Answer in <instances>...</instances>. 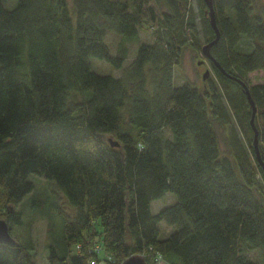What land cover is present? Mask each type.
<instances>
[{
    "label": "trees",
    "instance_id": "trees-1",
    "mask_svg": "<svg viewBox=\"0 0 264 264\" xmlns=\"http://www.w3.org/2000/svg\"><path fill=\"white\" fill-rule=\"evenodd\" d=\"M130 1L18 0L7 9L0 0V217L19 222L15 204L33 188L32 172L76 208L65 216L66 251L51 246L49 264H121L132 253L148 264H264V171L245 93L264 146V78L246 79L264 73V9L213 0L219 38L210 54L224 72L208 59L221 90L212 82L201 90L174 86L173 74L186 45L202 52L215 38L204 1L201 48L188 0ZM147 21L158 24L154 41L139 42ZM108 32L139 42L125 67L128 50L112 53ZM242 38L250 50L238 49ZM91 57L120 75L94 72ZM231 116L232 156L213 124ZM167 191L175 200L152 211ZM161 221L176 229L161 237ZM0 264L37 262L16 240L0 241Z\"/></svg>",
    "mask_w": 264,
    "mask_h": 264
},
{
    "label": "rangeland",
    "instance_id": "rangeland-1",
    "mask_svg": "<svg viewBox=\"0 0 264 264\" xmlns=\"http://www.w3.org/2000/svg\"><path fill=\"white\" fill-rule=\"evenodd\" d=\"M4 7L7 9H13L18 0H1ZM131 3L130 0H122ZM189 1V12L194 18L197 38L200 48L204 44V38L202 36V15H204L203 8L198 0ZM69 6H72V0H67ZM254 11L260 13L264 9V0H253ZM164 9V8H163ZM160 13L159 8H157ZM158 27L156 22L147 21L143 27L140 28L139 42H153L155 36V30ZM106 43L112 53H121L122 48L125 47L127 52V58L123 63L125 67L136 55V49L139 42L124 41L122 38L112 32H108L106 36ZM191 42H195L193 38H190ZM195 43H198L197 41ZM253 44L250 41L241 39L238 49L241 51H248L252 48ZM91 68L94 72L103 75H120L121 69L115 68L111 63L97 58L91 57ZM198 62H200L198 64ZM205 64V67L201 65ZM205 69L210 70V75L207 79L202 78V74ZM264 78V73L253 72L246 77L250 82H260ZM184 82H189L193 86L204 89L206 84L212 82L218 90H221L220 85L213 73V69L208 59L203 56L202 52L193 44L185 46L182 52V58L179 65L174 68L173 85L179 86ZM214 128L220 145L221 153L232 156L228 146V138L231 136V129L237 126L235 118L231 116V122L224 124L223 122L214 120ZM111 139H116L110 136ZM260 146L264 149L262 142H259ZM253 158L254 155L250 153ZM255 159V158H254ZM28 178L33 181V188L27 192L16 204L15 209L19 211L20 220L15 222L8 219L10 233L19 242L29 247L34 254V258L37 264H49L48 254L50 247L53 246L58 253L66 251V241L64 237L65 216L73 218L76 213V208L68 201L62 191L57 188H53L49 179L43 175L36 173H29ZM175 200V196L172 192L167 191L160 197L151 200L152 211H157L161 207L172 203ZM6 217V216H4ZM3 217V218H4ZM160 236L164 237L176 229L175 225H169L164 221L159 222ZM72 252L78 251V246L73 245L71 247ZM248 254L252 257H257L255 250H248ZM109 264H120V262L110 259ZM103 264V261H101ZM151 264H168L164 259L157 258Z\"/></svg>",
    "mask_w": 264,
    "mask_h": 264
},
{
    "label": "water",
    "instance_id": "water-1",
    "mask_svg": "<svg viewBox=\"0 0 264 264\" xmlns=\"http://www.w3.org/2000/svg\"><path fill=\"white\" fill-rule=\"evenodd\" d=\"M203 1H204L205 5L207 6L206 12L209 15L210 24H211V26L213 27V29L215 31V38L212 41H210V42H208V43H206V44H204L202 46V48H201L202 54L207 59L212 60L213 63L218 68H220L221 71H223L221 69V67L219 66V64L212 59V56L210 54L211 45H213L215 42H217V40L219 38V31H218L217 26H216L215 15H214V10H213V0H203ZM199 63L200 62H198V64ZM209 75H210V70L209 69H205V71L202 74V78L203 79H207L209 77ZM231 77H232V79L238 81L239 83L241 82L238 78L233 77V76H231ZM245 93H246V97H247L248 102L250 103L251 109H252V116L250 118V123H251V126H252L253 130H254V136H253L252 143H253V146H254L256 158H257L259 164L261 165V167L263 168V171H264V155H263L262 151L259 148L258 130L255 127L254 119H253L256 108H255V104H254V102H253V100H252V98H251V96L249 94V91L247 89L245 90ZM109 140H110L112 145H117L118 144V141L111 139V137H109ZM14 211H15V209H14L13 206L8 207V212L9 213L13 214ZM0 241L6 242V243H10V244L16 242V239L11 235V233L9 231L8 221L5 218H3V217H0ZM121 264H148V263H147V261L145 259V256L143 254L132 253L129 256L125 257L122 260Z\"/></svg>",
    "mask_w": 264,
    "mask_h": 264
},
{
    "label": "built area",
    "instance_id": "built-area-1",
    "mask_svg": "<svg viewBox=\"0 0 264 264\" xmlns=\"http://www.w3.org/2000/svg\"><path fill=\"white\" fill-rule=\"evenodd\" d=\"M94 250L97 252L100 250V247H98L97 245L95 246ZM90 264H94V260L90 261Z\"/></svg>",
    "mask_w": 264,
    "mask_h": 264
},
{
    "label": "flooded vegetation",
    "instance_id": "flooded-vegetation-1",
    "mask_svg": "<svg viewBox=\"0 0 264 264\" xmlns=\"http://www.w3.org/2000/svg\"><path fill=\"white\" fill-rule=\"evenodd\" d=\"M201 65H203L205 67V64L204 63H201Z\"/></svg>",
    "mask_w": 264,
    "mask_h": 264
}]
</instances>
